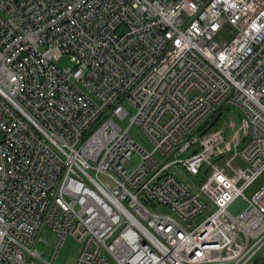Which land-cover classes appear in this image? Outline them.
Returning <instances> with one entry per match:
<instances>
[{
	"label": "built area",
	"instance_id": "built-area-1",
	"mask_svg": "<svg viewBox=\"0 0 264 264\" xmlns=\"http://www.w3.org/2000/svg\"><path fill=\"white\" fill-rule=\"evenodd\" d=\"M261 73L264 0H0V264H52L46 227L80 244L76 264L264 254V181L246 194L264 172ZM230 108L248 123L233 167L208 131Z\"/></svg>",
	"mask_w": 264,
	"mask_h": 264
},
{
	"label": "rangeland",
	"instance_id": "rangeland-1",
	"mask_svg": "<svg viewBox=\"0 0 264 264\" xmlns=\"http://www.w3.org/2000/svg\"><path fill=\"white\" fill-rule=\"evenodd\" d=\"M72 62L68 56L62 57L58 61V65L60 67H66L71 65ZM215 130H224L221 133L220 141L217 142L219 145H223V147H217L212 151L211 156L212 159H217L218 154H216L217 150H222L224 155L228 158L230 166L235 163H240L239 159L236 156L237 149L242 146L244 139L248 132V123L243 112L238 108H230L228 110H223L222 115L215 122V124L208 129V131ZM135 140L140 143L145 149L152 150L153 144L150 139L141 131L137 126H133L131 129ZM155 156L158 159L164 157L161 152H155ZM214 156V157H213ZM220 158H223L220 156ZM139 157L137 154H134L131 159L127 162L126 167L127 170H133L139 164ZM221 163L225 164V161L222 160ZM205 167H201L200 176H198V180L204 177ZM103 179L109 183V179L103 177ZM264 181V172L256 179L253 183V186L250 189H247L246 194L251 195L253 188ZM246 207V201L241 197H237L232 204L229 206V211L233 215H236L240 211H242ZM200 217H196L195 221H199ZM41 238L36 242L37 249L42 253L44 259L49 260L52 264H76L77 256L80 250V244L75 241L72 237L66 236L64 240L60 243V238L55 231L50 228L45 229L44 232L40 234ZM58 249L56 257L53 259V255ZM264 260V258L259 257Z\"/></svg>",
	"mask_w": 264,
	"mask_h": 264
},
{
	"label": "trees",
	"instance_id": "trees-1",
	"mask_svg": "<svg viewBox=\"0 0 264 264\" xmlns=\"http://www.w3.org/2000/svg\"><path fill=\"white\" fill-rule=\"evenodd\" d=\"M218 119H219V114H215L213 116V119L210 121V125L214 124ZM250 264H264V260L260 259L259 257H256L255 259L252 260Z\"/></svg>",
	"mask_w": 264,
	"mask_h": 264
},
{
	"label": "bare ground",
	"instance_id": "bare-ground-1",
	"mask_svg": "<svg viewBox=\"0 0 264 264\" xmlns=\"http://www.w3.org/2000/svg\"><path fill=\"white\" fill-rule=\"evenodd\" d=\"M209 16L217 17V16H220V15H219V14H215V13H210ZM240 51H241V50H240ZM247 54H248V52H246V51H241V54L238 55V57H239L240 59H244V60H250V59H252V58H249V57L247 56ZM259 77H260V78L264 77V73H261V74L259 75Z\"/></svg>",
	"mask_w": 264,
	"mask_h": 264
},
{
	"label": "crops",
	"instance_id": "crops-1",
	"mask_svg": "<svg viewBox=\"0 0 264 264\" xmlns=\"http://www.w3.org/2000/svg\"><path fill=\"white\" fill-rule=\"evenodd\" d=\"M258 257H262V258H264V254H262V255H259Z\"/></svg>",
	"mask_w": 264,
	"mask_h": 264
}]
</instances>
